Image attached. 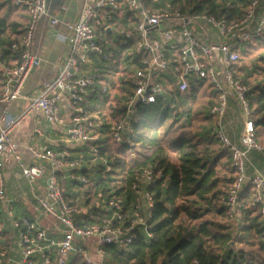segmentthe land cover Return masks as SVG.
<instances>
[{"label":"built area","instance_id":"built-area-1","mask_svg":"<svg viewBox=\"0 0 264 264\" xmlns=\"http://www.w3.org/2000/svg\"><path fill=\"white\" fill-rule=\"evenodd\" d=\"M6 1L24 9L27 21L20 42L11 45L18 61L0 68V215L8 223V243L0 242V264H67L71 256H78L83 264H108L104 245L126 248L137 238V232L151 238L147 221L153 198L139 189L141 184L154 181L151 168L144 169L132 186L139 197L130 210L124 211L121 199L102 201L111 216L100 223L87 224L81 210L64 197L59 180L63 175L88 183L86 176L72 173L81 165L69 149L27 146L36 161L28 164L22 160L21 146L11 138L32 114L40 112L48 125L63 128L68 143L83 146L98 141L103 118L89 111L85 102L96 87L107 95L112 87L119 86L120 73L114 66L124 70L127 86L123 88L131 87L120 94L124 116L107 121L111 123L109 136L117 143L125 142L122 132L129 129L130 117L137 113L138 106L153 104L171 91L183 93L192 82L209 86L214 96L208 109L213 135L229 153L234 170L222 199L228 218L233 227L241 226L246 205L257 208L264 218V171L250 159L256 153L264 160V141L257 140L247 99L250 87L237 77L241 49L264 39V0H253L242 17L230 23L224 17L173 11L169 0H82L77 19L66 25L67 54L57 75L44 81L16 115L10 114V107L15 100L24 98L27 78L40 64L31 51L37 22L47 17L55 27L59 21L49 15L47 0ZM114 31L117 36L112 39ZM230 98L240 109L242 126L236 142L226 123ZM62 99H67L71 107L68 118L60 112ZM34 130L43 136L37 127ZM125 144L133 147L130 142ZM98 152V145L93 146L92 161ZM8 159L27 185L33 202L31 217L17 214L23 206L19 199L7 194L4 163ZM109 171L106 167L105 172ZM246 190L249 195L244 199ZM46 217L50 224L44 227ZM92 251L101 258L99 261L91 259Z\"/></svg>","mask_w":264,"mask_h":264},{"label":"trees","instance_id":"trees-1","mask_svg":"<svg viewBox=\"0 0 264 264\" xmlns=\"http://www.w3.org/2000/svg\"><path fill=\"white\" fill-rule=\"evenodd\" d=\"M253 0H169V7L186 15L208 14L224 17L227 22L240 19ZM0 0V65H11L18 56L11 50L20 42L23 24L11 20V13L24 9L7 7ZM12 5V4H11ZM264 39L244 45L240 53H252ZM120 73L118 100L109 108V119L98 141L69 149L81 165L72 173L86 176L87 184L59 175L63 195L71 205L81 210L87 224L111 216V211L99 201L121 199L124 211L130 210L139 197L132 186L141 172L151 168L155 179L139 189L152 195L153 208L147 221L151 238L137 232V238L126 248L104 245L108 264H264V218L257 208L246 205L242 225L232 226L222 203L233 180L234 170L230 155L213 135L212 117L208 108L213 93L204 83L192 82L183 93L171 91L153 104L138 106L129 120V129L122 139L133 147L117 143L109 136L111 123L124 116L121 106L124 91V70ZM237 77L250 87L247 93L257 140L264 141V55L255 59L250 72ZM259 77L251 80L253 74ZM253 84V85H252ZM127 86V85H126ZM3 82L0 77V94ZM204 99L205 108H193L198 99ZM98 145L95 170L88 167L90 152ZM76 149V150H74ZM77 155V156H76ZM84 165H88L86 168ZM106 167L110 168L105 172ZM222 174V175H221ZM224 174V175H223ZM246 190L243 198L246 199ZM94 202V204H93ZM247 204V202H245ZM94 205V206H93ZM84 210V212L82 211ZM17 214L31 217L29 209ZM81 224V223H80ZM8 223L0 215V242L7 244ZM67 264H83L78 256H71Z\"/></svg>","mask_w":264,"mask_h":264},{"label":"crops","instance_id":"crops-1","mask_svg":"<svg viewBox=\"0 0 264 264\" xmlns=\"http://www.w3.org/2000/svg\"><path fill=\"white\" fill-rule=\"evenodd\" d=\"M6 3H8L6 8L12 6L10 2ZM81 3L82 0H47L48 13L50 16L58 19L59 24L55 27H52L49 24V19L47 17L37 22L31 51L40 59V64L30 72L27 78L22 91V95L24 96V98L15 100L12 103L9 110L11 115L20 113V111L28 103L30 98L34 97L39 92L42 87V83L44 81L53 79L57 75L67 54L66 39L69 35V31L66 25L69 23H73L77 19ZM13 10L14 11L10 16L11 20L24 25V23L27 21L26 12H23L20 9ZM1 66L2 65H0V68ZM117 89L118 85H115L114 90L116 92ZM109 98V95L102 94L100 88L96 87L95 90L87 97L85 105L89 111L99 113L100 115L102 113V118L108 120L109 108L111 106H115L116 101L119 99L117 95L113 97L112 100H110ZM1 110L2 105L0 104V112ZM60 112L62 116L68 118L71 112V107L67 99L61 100ZM241 126L242 124L237 127V134L234 137L232 136L233 134L230 135L234 142H236L238 139V134ZM35 127H37L39 131L42 132V137H39L35 133ZM11 138L21 146L20 154L22 160L28 164L35 163L36 161L32 159V156L25 148L27 146L49 149L75 148V145L68 143L67 136L65 135L63 128L51 127L50 125H48L40 112L32 114L25 123H23L12 133ZM75 154L76 153H74L73 156ZM250 159L254 162L253 158L250 157ZM262 162L264 163V160H262ZM262 170L264 171V169ZM19 174L20 171L14 165L13 161L10 159L5 160L4 177L7 194L10 197L19 199L21 206H23V209H29L30 211H32L33 202L29 197L27 185L24 179ZM19 179H22L24 181V187L18 189L15 182H17ZM14 190L17 191L14 192Z\"/></svg>","mask_w":264,"mask_h":264},{"label":"rangeland","instance_id":"rangeland-1","mask_svg":"<svg viewBox=\"0 0 264 264\" xmlns=\"http://www.w3.org/2000/svg\"><path fill=\"white\" fill-rule=\"evenodd\" d=\"M111 36H112V39H115V37L117 36L116 31H114V33ZM260 55H264V44L256 45L255 48L253 49L252 53H250V54L243 55L240 53V61L237 65V69H239V68L242 69V71L239 72L241 77H244L248 72L251 71L253 65L255 64V59H257ZM254 79H255V81H257L259 79V77L256 75V73L253 74V76L251 77V80H250V81H253V84H254ZM115 94L117 95L118 91L116 92L114 90V87H112L111 93L107 94V95H109L110 96L109 99L112 100V98L116 96ZM192 107L197 108V109L200 107L205 108L204 99L203 98L200 100L198 99L194 104H192ZM101 115H102V113H101ZM226 119H227L229 131H230V135L233 134L232 136L234 137L237 134V130H236L237 127L241 125V118H240V109L238 108V106L234 103L233 99H231V98L228 100V114L226 116ZM250 157L253 158L254 163L257 166H259V168L261 167V169H264V163L262 162L263 159L259 155L252 154ZM98 163L99 162L96 160L92 161L90 163V166L88 167V169L89 170H95ZM87 166L88 165H84L85 168ZM15 184L17 185L18 189L24 187V181L22 179H19L17 182H15ZM14 189H16V188H14ZM16 191L17 190H14V192H16ZM93 204H94V202H93ZM95 205L98 206L99 208H102L103 202L99 201L98 205L97 204H95ZM82 211L84 212V210H82ZM49 219L50 218L46 217V221H42V225L44 227H45V225L50 224V221H48ZM90 257L94 261H99L101 259L99 256L95 255L94 251H92Z\"/></svg>","mask_w":264,"mask_h":264},{"label":"water","instance_id":"water-1","mask_svg":"<svg viewBox=\"0 0 264 264\" xmlns=\"http://www.w3.org/2000/svg\"><path fill=\"white\" fill-rule=\"evenodd\" d=\"M109 32V31H108Z\"/></svg>","mask_w":264,"mask_h":264}]
</instances>
